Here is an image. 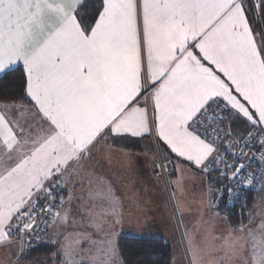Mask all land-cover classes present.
Listing matches in <instances>:
<instances>
[{
  "label": "snow or ice",
  "instance_id": "obj_1",
  "mask_svg": "<svg viewBox=\"0 0 264 264\" xmlns=\"http://www.w3.org/2000/svg\"><path fill=\"white\" fill-rule=\"evenodd\" d=\"M84 7L0 0V73L22 65L27 101H4L11 116L0 112V247L12 246L14 233L28 237L13 264L33 237L42 242L40 224L67 221L68 210L54 211L65 203L58 192L74 176L92 182L86 162L107 135L154 134L205 175L236 181L216 190L218 200L239 199L241 188L264 179V31L249 17L252 0H96L92 23ZM104 197L119 223L110 188ZM226 246L243 264H264V222L248 229L246 247ZM77 254L66 243L60 264L118 260L111 240L87 259Z\"/></svg>",
  "mask_w": 264,
  "mask_h": 264
},
{
  "label": "rangeland",
  "instance_id": "obj_2",
  "mask_svg": "<svg viewBox=\"0 0 264 264\" xmlns=\"http://www.w3.org/2000/svg\"><path fill=\"white\" fill-rule=\"evenodd\" d=\"M175 171L177 172L176 169ZM173 175L174 172L168 176V188L160 177H154L163 182V204L160 205L157 199H151L153 196H150L151 200L144 202V206H155L153 210L146 209L151 211L150 213L134 215L131 208L135 204L131 200H121L119 223L115 222V216L113 219L110 216L109 221L107 216L104 217L105 221L93 217L92 223L84 225V228L72 220L69 229L55 231L54 235L50 236V241L56 242L49 243L54 251L48 257H42L38 263L19 264H60L66 243L72 244L77 250L75 260L87 259L96 254V248L100 246L101 241L111 240L116 246V241L121 235L161 236L169 244L170 264H243V255L232 256L231 249L226 245L235 241L238 247H246L248 229H258L264 222V181L258 197L255 198L249 220L242 224L244 230L239 231L241 225L231 227L223 214L213 207L208 194L211 187L206 179L204 180L205 177L195 175L192 181L189 179L187 182ZM156 214L159 215L155 216ZM143 219L145 222H140ZM21 240L19 238L18 242ZM3 251L5 246L0 247V256ZM53 253H59V256L53 259ZM13 262L14 259L11 258V262L8 261L7 264ZM117 264H123L119 255Z\"/></svg>",
  "mask_w": 264,
  "mask_h": 264
},
{
  "label": "crops",
  "instance_id": "obj_3",
  "mask_svg": "<svg viewBox=\"0 0 264 264\" xmlns=\"http://www.w3.org/2000/svg\"><path fill=\"white\" fill-rule=\"evenodd\" d=\"M91 2H93V0H91ZM249 17L255 20L251 10L249 11ZM92 22H94V19ZM260 26L259 24L254 25L257 32L264 30V27L262 28L261 26L260 28ZM260 39L261 37L257 36V40L259 41ZM18 66L22 67V65ZM2 74L3 73H0V75ZM141 102H143L142 98ZM26 103L27 102H25V104ZM0 112H3L7 116H11L9 110L5 109L2 103H0ZM149 114L151 115V112ZM123 136L136 138L137 141H139V143H137L138 145L133 149L117 146L106 141V137H113L111 135H107L100 140L97 147L93 149L94 155L92 159L86 162L88 170L94 173V176L91 178L92 182H90L87 177L81 180L79 176H74L72 181L68 183L67 190H65V203L63 206L60 205L57 208V211H60L61 215H63L65 210H68L69 214L67 221L60 226L49 227L44 239L46 242H51L49 238L54 235L55 231L64 230L66 228L69 229L72 220H75L77 224H81L84 227V225H90V223H92L93 217H97L98 219L102 218L103 221L106 220L104 218L105 216H107L108 221L110 220V216L113 219L109 203L104 197V190L107 188L111 189L112 194L117 199L118 209L121 207V200H131L132 203L135 204V206L131 208V212L137 216L150 213L151 211H146L148 208L150 210L155 208L153 205L151 207L144 206L146 200L157 199L160 205L161 203L163 204V182L160 181V179L158 180V178H154L155 176H153L150 169V164L154 160L151 134H145L141 137L123 134L116 137ZM160 143L163 144L162 142ZM163 146L165 149V156L172 161L174 177L179 176L182 180L185 179L187 182L189 179H191L189 181H192L195 175H201L203 178L205 177L201 170L195 168L184 158L177 157L176 154L172 153L164 144ZM205 179L206 178H204V180ZM97 180L102 181V183H97ZM263 181L264 179H262L259 185V192ZM69 193H71L70 200ZM150 196H153V198L149 199ZM157 215L159 214L155 216ZM142 221L145 222V219L140 222ZM66 223L68 225H66ZM79 226H77V228H80ZM86 228L91 227L86 226ZM19 238L22 239L21 237L12 238L15 243L10 247L5 246V251H3V255L0 256V264H7L8 261L11 262V258H13L14 261L16 260V253L20 250ZM19 262L27 263L24 261V256Z\"/></svg>",
  "mask_w": 264,
  "mask_h": 264
},
{
  "label": "trees",
  "instance_id": "obj_4",
  "mask_svg": "<svg viewBox=\"0 0 264 264\" xmlns=\"http://www.w3.org/2000/svg\"><path fill=\"white\" fill-rule=\"evenodd\" d=\"M95 5L96 0H93V2H91V0H85V7L80 9V12L84 14V20L88 23H92L95 17ZM261 26L262 28L264 27L263 19L261 21ZM16 68V71L9 70L6 74L3 73L2 75H0V103L4 101L10 102L13 99L18 100L21 103L27 102L20 99V93L23 88L22 73L20 71V66H16ZM238 124H240V121H233L231 126L236 129ZM105 139L106 141L117 146H123L129 149L135 148L136 145H138L137 143H139L136 138L128 136L110 138L106 137ZM158 144L162 156L166 157L163 144H161L160 142H158ZM172 173L173 171L170 174ZM212 193L213 190L211 187V191L209 192L210 199L212 197ZM258 194L259 191L251 194L249 198L243 203H236L231 206H223L217 208L218 212L223 214L227 223L231 227H237L239 225L245 224L249 220L250 211L252 210L255 198L258 197ZM47 230L44 233L45 235L43 241L38 246L30 250L25 249L26 254L24 255V261H26L27 263H38L39 260L48 257V255L54 251L52 250L51 244L44 240ZM116 247L118 255L123 264H170L171 257L169 244L161 236L156 237L121 235L116 241Z\"/></svg>",
  "mask_w": 264,
  "mask_h": 264
},
{
  "label": "built area",
  "instance_id": "obj_5",
  "mask_svg": "<svg viewBox=\"0 0 264 264\" xmlns=\"http://www.w3.org/2000/svg\"><path fill=\"white\" fill-rule=\"evenodd\" d=\"M252 5L255 7V13H253V16L255 18V20L260 21L261 25V16L259 14V0H252ZM142 99H144L143 97H141ZM224 128H228L229 127V123H228V119H225L224 121ZM232 129H234L231 126ZM151 142L153 145V151H154V160L152 161L150 168H151V172L155 177H160L163 181L164 184L166 185V187L168 188V183H169V174L173 171V166H172V162L171 160L167 159L165 160V158L162 156L161 152H160V148H159V144L158 141L156 139V137L154 136V134H151ZM229 159H231V157H229ZM167 164V167H161L162 165ZM253 167H256V165H253ZM206 177V181L208 183V185L210 187H212L213 193H212V197H211V203L214 207L216 208H220L223 206H231L234 204H239V203H243L245 202L249 196L253 193H256L259 191V185L262 181V179H258L252 186L248 187V188H241L240 192V198L236 199L232 202H229L227 194L225 193L224 197L222 200H218L215 193L217 189H220L222 187L223 184H230L231 187L236 188L237 186V182L236 181H229L223 177L218 176V173L216 171H211L209 172L207 175H205ZM58 195H62L63 197L65 196V190L62 192H58ZM43 206V205H41ZM59 206V201H57V207ZM57 208L54 210L56 211ZM39 221V217L37 218ZM47 230V229H46ZM44 229L43 224H40V229H39V236L41 238V241H43L44 238V233L46 231ZM21 237L19 235V233H14L12 238H18ZM23 240H27L28 237H21ZM40 244V243H39ZM39 244H37L35 237H33L32 239V244L31 245H25V249L30 250L36 246H38Z\"/></svg>",
  "mask_w": 264,
  "mask_h": 264
}]
</instances>
